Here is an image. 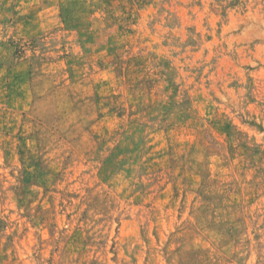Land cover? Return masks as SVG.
<instances>
[{
    "label": "rangeland",
    "instance_id": "374dc122",
    "mask_svg": "<svg viewBox=\"0 0 264 264\" xmlns=\"http://www.w3.org/2000/svg\"><path fill=\"white\" fill-rule=\"evenodd\" d=\"M0 264H264V0H0Z\"/></svg>",
    "mask_w": 264,
    "mask_h": 264
}]
</instances>
